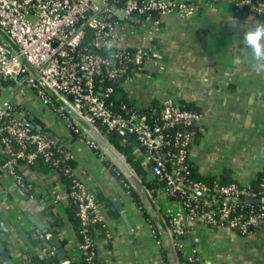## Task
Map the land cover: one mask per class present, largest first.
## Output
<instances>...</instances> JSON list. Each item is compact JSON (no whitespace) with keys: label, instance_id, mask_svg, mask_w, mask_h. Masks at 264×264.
Returning a JSON list of instances; mask_svg holds the SVG:
<instances>
[{"label":"crops","instance_id":"1","mask_svg":"<svg viewBox=\"0 0 264 264\" xmlns=\"http://www.w3.org/2000/svg\"><path fill=\"white\" fill-rule=\"evenodd\" d=\"M186 1L200 4L197 15L190 19L163 16L161 30L151 40L164 69L158 72L148 65L146 70L153 74L152 78L136 76L123 82L122 88L137 107L159 106L167 98L191 104L201 113L189 153L195 173L200 177L223 174L226 179L249 183L264 167V72H253L244 62L247 52L241 41L247 27L263 21L252 13L234 10L233 0ZM233 20L239 28L233 26ZM129 44L146 46L148 41L146 35L137 33L115 43ZM237 58L241 62L233 65ZM6 89L12 90V86L2 82L0 93ZM11 92L7 94L11 95L10 102L24 110V120L51 132L56 146L69 151L74 175L101 204L109 237L95 233L98 264H174L159 219L149 203L151 199L163 219L168 199L153 198L107 136L101 135L140 184L101 145L95 150L88 144V139L93 138L88 130L84 138L73 134L66 118L54 107L41 104L29 88ZM67 115L76 120L68 112ZM136 152L135 147L133 153ZM117 170L125 183L117 177ZM16 172L28 185L24 190L0 165V242L9 255V264H19L26 251L44 256L30 240L42 234L39 224L49 225L66 254L77 259L80 242L59 174L23 164L16 167ZM146 175L149 180L147 170ZM125 186L136 192L138 204ZM52 221L56 222L54 227ZM185 226L186 234L175 241L181 244L184 255L194 253L197 261L211 260L214 264H264V228L239 234L227 226L213 228L189 219ZM42 240L47 244L44 236Z\"/></svg>","mask_w":264,"mask_h":264},{"label":"built area","instance_id":"2","mask_svg":"<svg viewBox=\"0 0 264 264\" xmlns=\"http://www.w3.org/2000/svg\"><path fill=\"white\" fill-rule=\"evenodd\" d=\"M199 7L186 0H0V30L15 46L0 35V84L10 83L13 94L29 88L41 104L54 107L66 118L70 130L86 137L85 126L68 118L62 105L55 106L38 76L101 135L114 132L122 137L134 136L137 152H143L145 170L151 178L162 181L155 191L169 201L165 213L171 236L186 234L187 219L249 234L264 228V182L253 190L249 183L221 184L217 173L212 185L190 178V147L201 113L181 109L178 102L167 98L160 103L157 118L146 124L147 116L137 106L121 104L114 109L109 101L112 87L103 85L120 78L124 82L136 76L150 79L153 74L146 70L148 65L162 71L164 64L151 42L153 34L161 30V18L176 15L190 19ZM233 8L252 13L264 22V0H233ZM137 33L146 35L148 45H115ZM10 99L11 95H0L1 167L24 190L28 185L18 177V165L30 167L41 160L56 166L61 157L54 152L49 138L28 125L21 116L24 110L11 104ZM87 142L93 149L100 147L93 138ZM66 157L72 158L70 153ZM64 171L69 172V168ZM70 195L82 235L79 252H85V264H95L97 251L91 229L109 237L102 206L78 179ZM246 198L259 202L246 203ZM41 251L44 255L55 254L52 249ZM72 259L81 260L80 255ZM198 264L214 263L203 260Z\"/></svg>","mask_w":264,"mask_h":264},{"label":"trees","instance_id":"3","mask_svg":"<svg viewBox=\"0 0 264 264\" xmlns=\"http://www.w3.org/2000/svg\"><path fill=\"white\" fill-rule=\"evenodd\" d=\"M234 10L239 11L240 13L246 12L245 10H237V9H234ZM113 51H114V49L112 48V49H109L108 52L111 54V52H113ZM140 69H141V66H140ZM124 80H125L124 78H120L117 81H105L103 84L104 86H111L112 87V93L109 96V101L112 102V107L114 109H117L121 104H126L128 107H136L134 101L130 97L127 96V94L124 92V90L122 88V83L124 82ZM178 105L181 109L198 111L196 108H194L191 104H188V103L178 102ZM159 110H160L159 106L139 107L138 108L139 112L144 113L147 116L146 124H150L151 122H153L157 118ZM64 114L66 116H68L66 111ZM195 129L196 128H194V130ZM71 132L76 135V133H74L72 130H71ZM195 135H196V130L194 133V138H195ZM107 139H108L109 143L115 149H117L120 152V154L124 157L126 162L131 166L133 171L141 178V180L143 182H145V185L149 189V191L151 192V195L153 196V198L155 196H157L155 188L160 186L162 184V181H159L157 178H149V180L146 178L147 175H146V170L144 168L145 164L143 163V152L133 153L134 148L138 146V142H137L136 138L134 136L122 137V136H119L118 134H116L114 132H110V133H107ZM52 148H53L54 152H56V154L59 157H61L58 165L51 166L50 164L44 163L43 161L40 160V161L33 163L31 166H34V167L40 166V167L47 168L48 170L49 169L55 170L59 174L60 180L64 184L65 191L68 194L69 208H71V210H72L77 235L79 238V242H81L82 241V235L80 234L79 220H78L76 213H75L76 212V204L70 195V193L72 191V187L75 183V180L77 179L73 173V169H74L73 159L66 157V154L69 153V151H67L66 149L59 148L56 145L55 146L52 145ZM3 158L4 157L0 152V165L1 166H2L3 160H4ZM65 168H69V172H65L64 171ZM113 169H115V168H113ZM116 174H117V177L119 179H121V182L125 183V179L123 178L122 173L117 170ZM219 177H220L219 182L221 184H228L230 182H237V181L232 180V179H226L223 174H219ZM190 178L193 180L199 181V182L206 183L208 185H212V182L215 180V175H210L208 177H200L193 170V166L191 163L190 164ZM262 182H264V167L249 182V185L253 190H257V188H259V186ZM125 188H127V190L130 191V193L133 196L134 201L136 202L137 201L136 192L134 190H132V188H129V186H125ZM139 207L141 208L144 216L146 217L147 215H146V212L144 211L143 207L140 204H139ZM254 207H258V204H254ZM162 216H163V219H164V222L166 223V225L169 226L168 215L164 212V213H162ZM55 223H56L55 221H52L51 226L54 227ZM90 233H91V236L94 238L95 232H94L93 228L91 229ZM42 238H43V235L40 233H38L35 236H31L30 240H31L33 247H40V248H46L47 250H49V249L54 250L53 248L47 247V244L42 240ZM172 238L173 239H178V238L182 239L183 236L177 237L174 234H172ZM174 246L176 248V255H177V259H178L179 264H198L199 263V261L196 260L194 253H191L187 256L181 252V244L179 242H175ZM163 254L165 256V259H167L166 253L163 252ZM79 255H80V259H81L80 261L79 260L78 261L73 260L71 257H69L67 255L68 260H69V264H85V260H84L85 252H80ZM93 262L95 264H98L96 253H95V256L93 257ZM0 264H4L1 261V259H0ZM19 264H60V261L58 260L56 253L54 255L39 256L37 253L26 251L23 253V257L21 258Z\"/></svg>","mask_w":264,"mask_h":264},{"label":"water","instance_id":"4","mask_svg":"<svg viewBox=\"0 0 264 264\" xmlns=\"http://www.w3.org/2000/svg\"><path fill=\"white\" fill-rule=\"evenodd\" d=\"M0 35L6 41H8L9 44L13 48H15L14 44L12 43V41L1 30H0ZM20 58H21V61L31 70V67L26 63V61L22 57H20ZM36 78L42 84V86L48 91V93L53 97V99L56 100L60 105H62L64 107V109H65L66 112H68L71 116H73L76 120H78L82 125L85 126V128L89 131V133L93 136V138L115 159L116 163L120 166V168L129 177H131L138 184H140V182L136 179L134 173L131 171V169L126 164V162L111 148V146L101 136V134L98 133L88 123H86L80 116H78L76 114V112H74L67 104H65L55 94L54 91L50 90L48 88V86L38 76H36ZM27 123H28V125L30 127L34 128V130H36L37 132H40L45 137L49 138V140L53 143V145H56V139H55V137L53 136V134L51 132L47 133L45 130H42V128L39 125L32 124L30 122H27ZM238 201H241V200L239 199ZM244 202H246V203H251V202L258 203L259 200L258 199L251 200L249 198H246V199H244ZM149 203H150L152 209L154 210L156 216L159 219V223L161 225L163 235L165 236V238H166V240L168 242L169 250L171 252L172 261H173L174 264H179L178 259H177V256H176L175 251H174V248H173V243L175 241H180V240H176V239L173 240L172 239V236H171L170 232L168 231V228H167L166 223L164 222V220L162 219V217L158 214L157 210L154 208L151 199H149ZM39 226L42 229V234H43V236L45 237V239L47 241V246L49 248H53L55 250L56 256H57L58 260L60 261V264H69V260H68L66 251H65L64 247L62 246L61 241H60L58 235L51 230V228H50L49 225L44 226L43 224H39ZM0 259H1V261L4 264H9L10 263L9 255H8L7 251L4 250V247L1 244V242H0Z\"/></svg>","mask_w":264,"mask_h":264},{"label":"clouds","instance_id":"5","mask_svg":"<svg viewBox=\"0 0 264 264\" xmlns=\"http://www.w3.org/2000/svg\"><path fill=\"white\" fill-rule=\"evenodd\" d=\"M233 26L239 25L233 20ZM244 50L247 52L245 61L253 72H264V22L252 24L247 27L241 41ZM240 58L233 61V65L240 63Z\"/></svg>","mask_w":264,"mask_h":264},{"label":"rangeland","instance_id":"6","mask_svg":"<svg viewBox=\"0 0 264 264\" xmlns=\"http://www.w3.org/2000/svg\"><path fill=\"white\" fill-rule=\"evenodd\" d=\"M8 89H6V90H2L1 91V93H0V95L2 96V97H4L5 95H7L11 90H9V91H7Z\"/></svg>","mask_w":264,"mask_h":264}]
</instances>
